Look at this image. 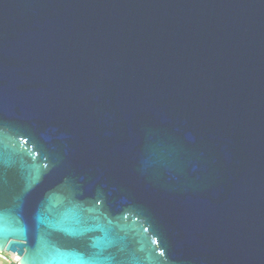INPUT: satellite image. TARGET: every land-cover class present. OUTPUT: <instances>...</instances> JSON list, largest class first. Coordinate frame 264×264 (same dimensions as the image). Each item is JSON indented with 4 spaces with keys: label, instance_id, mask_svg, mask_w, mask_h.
I'll use <instances>...</instances> for the list:
<instances>
[{
    "label": "water",
    "instance_id": "1",
    "mask_svg": "<svg viewBox=\"0 0 264 264\" xmlns=\"http://www.w3.org/2000/svg\"><path fill=\"white\" fill-rule=\"evenodd\" d=\"M0 252L264 264V0H0Z\"/></svg>",
    "mask_w": 264,
    "mask_h": 264
},
{
    "label": "built area",
    "instance_id": "2",
    "mask_svg": "<svg viewBox=\"0 0 264 264\" xmlns=\"http://www.w3.org/2000/svg\"><path fill=\"white\" fill-rule=\"evenodd\" d=\"M18 260L19 257L15 253L0 252V261L4 262L5 264H18Z\"/></svg>",
    "mask_w": 264,
    "mask_h": 264
},
{
    "label": "rangeland",
    "instance_id": "3",
    "mask_svg": "<svg viewBox=\"0 0 264 264\" xmlns=\"http://www.w3.org/2000/svg\"><path fill=\"white\" fill-rule=\"evenodd\" d=\"M6 255H8L7 253H5ZM0 264H5L4 262L0 261Z\"/></svg>",
    "mask_w": 264,
    "mask_h": 264
}]
</instances>
